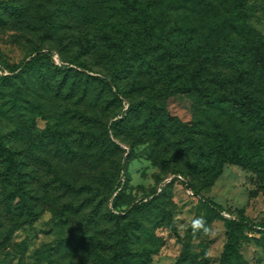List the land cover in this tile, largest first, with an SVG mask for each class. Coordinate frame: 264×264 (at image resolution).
I'll return each instance as SVG.
<instances>
[{
  "label": "trees",
  "instance_id": "obj_1",
  "mask_svg": "<svg viewBox=\"0 0 264 264\" xmlns=\"http://www.w3.org/2000/svg\"><path fill=\"white\" fill-rule=\"evenodd\" d=\"M253 1L0 0V29L74 50L59 66L35 45L0 74L2 247L51 211L73 229L44 246L48 264H152L163 246L156 230L175 231L164 206L175 179L134 202L121 183L126 145V160L144 147L200 196L194 221L203 223L189 225L173 264H213L192 242L219 219V264H251L242 247L250 234L264 246V222L224 217L203 193L227 165L264 179V34L251 24ZM98 65L99 75L86 71ZM191 94L204 113L193 124L169 109Z\"/></svg>",
  "mask_w": 264,
  "mask_h": 264
},
{
  "label": "rangeland",
  "instance_id": "obj_2",
  "mask_svg": "<svg viewBox=\"0 0 264 264\" xmlns=\"http://www.w3.org/2000/svg\"><path fill=\"white\" fill-rule=\"evenodd\" d=\"M252 4L254 11L251 24L264 34V0H255ZM27 30L18 28L16 25L0 29V74H9L10 68L28 61L35 45L41 48L42 52H51L52 61L55 64L68 66V62L64 60L67 56L73 55L74 50L64 48L62 55L55 46L48 43L43 45ZM69 66L82 70L75 65ZM93 67L95 68L93 72L90 69L86 71L99 75L94 73L99 65ZM196 100L197 97L194 94L179 95L170 101L169 109L184 122L193 124L197 119L204 118V113ZM127 108L128 103L125 102L124 110ZM39 125L43 126V122H39ZM202 130L204 132L214 130V124L209 122L207 126L202 127ZM123 148L126 149V153L122 164L126 163L129 177L126 178L123 171L121 183L122 186L127 183L126 191L134 202L147 196L151 198L153 192L158 195L165 185L175 179L167 192V200L164 204L165 222L169 221L175 231L166 227H159L156 230L163 246L154 256L152 263L173 264L182 251V241L186 231L194 221L200 196L195 195L187 185L189 181L185 175L167 171L160 160L153 159L147 152H143L144 147L139 148L137 154L127 160L129 147L123 145ZM79 175L84 176L85 173H79ZM203 196L216 206H220L221 215L224 217L231 215L256 225L264 222V179L257 178L238 166H225L220 178L210 190L203 193ZM72 229L65 227L61 219L55 218L51 211H46L36 222L16 232L8 247L4 249L0 243V264H48L44 246L57 245L62 238L69 235ZM258 237V235H248L242 247L244 257L251 264H264V246L257 239ZM226 240L225 224L219 219L212 223L207 235L197 237L192 244L196 251H201L207 246L210 261L213 264H219ZM24 246L27 248L21 255L19 252L23 251ZM78 257L79 253H76L70 259L76 260ZM64 263L67 264V262L55 264Z\"/></svg>",
  "mask_w": 264,
  "mask_h": 264
},
{
  "label": "clouds",
  "instance_id": "obj_3",
  "mask_svg": "<svg viewBox=\"0 0 264 264\" xmlns=\"http://www.w3.org/2000/svg\"><path fill=\"white\" fill-rule=\"evenodd\" d=\"M202 223H203L202 220H199V219L196 220V221H194V222H193V227H194V229H195V228H199V227L202 225Z\"/></svg>",
  "mask_w": 264,
  "mask_h": 264
}]
</instances>
